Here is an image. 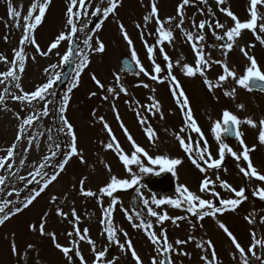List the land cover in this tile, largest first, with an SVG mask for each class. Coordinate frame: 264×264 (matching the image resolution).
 <instances>
[{"label": "rangeland", "instance_id": "1", "mask_svg": "<svg viewBox=\"0 0 264 264\" xmlns=\"http://www.w3.org/2000/svg\"><path fill=\"white\" fill-rule=\"evenodd\" d=\"M238 1L239 0H227V3L220 4L222 11L220 23L224 25V28L215 29V24L217 22L210 11L206 9V2H203V0H191L183 9L184 23L182 27L186 31H191L194 36L201 35V33L194 32L198 27L191 26L197 14V8H192V5L193 2H199L198 5L204 8V16L198 14L200 16L199 23L203 17H206L209 21H212V34L221 36L224 31L234 26V22L231 18L223 12L224 8H230L241 22L246 21L247 14L249 13V3L247 4L244 1H240L238 6H234ZM8 2L9 0H0V55L6 56L8 61L6 63L0 60V73L12 67L10 62L14 58V50L23 47L26 55V63L25 71L19 73L21 77L20 83L24 91L31 92L35 90L37 86L46 82L48 74L44 72V69L50 64L59 63L60 57L68 50L69 43L68 41H61L58 48L53 49L48 56H42L36 51L35 46L30 43L20 45L19 41L23 35V16L27 14L28 8L33 0H11L13 7L21 12L19 21H14L8 16ZM148 2L149 4L146 5L145 0H121V6L104 21L102 28L99 31L89 33L93 35V40L91 41L93 48L95 47L96 38H99L106 46L103 53H96L86 48L82 41L86 38L85 32L88 29L95 28V24H89L90 17H93L91 16V11L95 10L97 5H100L102 8L106 7L107 0H104L103 4H101V0H92L88 10V16L85 20L87 28L85 32H78L79 34H83L79 50L89 53V64L81 73L78 86L68 93L70 98L68 105L66 106L65 112L61 113V115L66 116L69 122L74 126L77 136L78 151L82 153L83 162H81L79 156H74L65 165L63 171H60L58 168L57 171L51 172L50 176L55 172H59L58 179L52 182L28 208L12 215L3 225H0V264H38V262L39 264H79V258L75 257L74 252L70 253V255L73 256V260L69 262L63 253L55 247L49 235L40 234L39 225L44 221L45 233H55L56 242L62 246L71 248V244L69 243L70 240L77 239L75 236L69 237L67 235L77 226L76 217H74V221L72 222L64 216L57 215V208H60L63 213L68 211L72 212L74 208L79 217V229L81 232H83L85 228L89 229V235L95 242L96 251L107 249L110 243L107 239V233L104 231L106 225H102L100 221L103 218V209L107 208L113 199L117 201L112 213L113 223L117 229L123 230L117 231L118 240L120 243H123L125 241L123 232H127L135 250L142 258L143 264H151L153 257H157L158 259L161 258L160 253L155 251V246L148 239L145 230L132 227L124 211L121 210L122 208L127 209L130 214L133 210L141 212L142 218L145 221L150 220L153 223L154 227L152 230L157 234H159L162 228L167 230L169 242L174 244L173 250L169 253V257L172 258L174 264H204L200 256L205 253H207L210 260L211 250L196 248V243L201 240L212 241L215 245L217 257L222 264H238V254L236 260L232 259V254L236 253L235 246L232 245L227 234L219 228L218 221L223 222L229 228L245 249L252 243L251 232L255 231L257 239H264V223L260 222L261 218H264V213L261 211L259 202L256 199L258 195H253V190L255 188L264 187V182L257 181L254 178L251 180L245 178L240 172V168H246L247 163L243 161L242 157L237 161L230 154H226L220 169H208L206 173H201L191 163L188 154L184 152L179 141L175 138L176 135H180L186 140V143L188 142L184 116L180 113V107L172 96L170 90L171 83L166 79L168 71H165V74L160 73V78L166 85L165 87H168V92L167 90L165 92L164 89L162 91L160 88H157L156 91L153 92L149 88V81L151 80L149 77L144 78L143 74L139 76L135 74H125L120 69V58L124 54H127L131 59V51L120 31V23L124 25L126 32L133 41V47L137 52L138 58L149 73L153 74L154 64L153 61L148 58L145 41L148 45L154 47L153 60L155 63L157 58L164 55V53L159 51V47L161 46L156 45L152 40L153 33L150 29L152 28L155 32L157 25L150 13L153 0H148ZM155 2L159 9V18L161 20H166L167 17H174L171 24H166V28L172 29L175 39L171 44L168 43L167 46L162 45V47L173 63L171 69L173 75H175L182 87L185 86L189 93V96L186 95L189 98L193 116L198 126L201 128L204 138L208 142L212 156L214 158H219L218 144L210 131L212 123L221 119V114L225 109L233 112L242 120L251 117L258 123L261 118H264V97L256 95L260 99H255L254 104L250 101L251 97L248 90L237 86L232 79L223 82L222 87L209 92L203 83V78L198 74L192 78L186 77L180 68L183 63L195 66L196 57L184 33L175 27L180 21V17L177 16V6L181 3V0H155ZM67 3L68 0H51L42 24L38 26L34 33L37 44L40 46L41 50L47 51L48 46L55 40L57 35L62 31L67 32L69 30L66 26L67 17L65 15ZM261 7L262 5H258V10H260ZM36 14H38V9ZM146 14L149 17L147 23L144 21ZM93 18L95 19V23H97L102 19V16ZM17 23H19V27L16 26ZM137 24L141 26L139 27L140 34L141 36L144 34V39L142 37L141 39H137L136 36L133 35V30L135 28L131 26ZM246 31L251 34L254 39L255 35L253 32L251 33L250 30ZM246 31H242L243 35L238 38L233 49L227 53L226 57L222 47H213L207 42L208 38H206V40L204 39L200 42V47L203 48L205 58L210 62L222 61L227 63L231 69L236 71L237 76H240L243 75L245 67L250 63L240 51L242 47H245L248 55L254 56L260 68L264 69V59L261 62L262 55L260 53L258 54L256 50H251L252 45L254 49L264 50V45L255 39L257 44L248 41V33ZM256 32L264 37L262 33H259V28ZM5 37H7V39H5ZM119 37H123L121 40L123 43H119V46H117L115 44V39L117 41ZM245 37L247 38L246 40L244 39ZM181 56H183L184 59L181 61V65L177 66L175 61ZM33 57H35V59H33ZM167 69L168 66L165 70ZM52 71L63 72V69L57 68L55 70H50V72ZM114 74H119L121 76V83L127 89V94L119 92ZM220 74H222V68L215 63H212L210 70L206 72L207 77L211 79L213 83L216 82V78ZM93 75L103 84V88L92 80ZM71 77L72 74L63 82L61 87L58 83L56 84V96L48 97V100L52 101L49 115L36 120L32 127H26V133L19 142L15 141V136L21 120L16 119V116L18 114L20 117H25L32 114L31 110L33 105L13 100L11 95H6L5 101L0 103V159L6 157V150L9 146L13 143L17 144L11 160H6V164L10 162L13 167L11 169L7 167L0 168V176L5 177V184L0 185V189H2L0 190V201L7 199L22 202L25 197L38 191L50 178L49 176L38 185L34 184V187L29 189L27 193H24L23 196L20 195L21 191L27 188V180L32 179L29 173L34 172L39 163L43 162L42 158L44 155L50 154L49 145L53 144V141L47 139L48 135H52L53 137L58 136L56 129L60 126L61 121L58 125L54 123L55 108L57 106L56 101L60 99L62 106L63 95L72 83ZM143 82H145L148 87H144ZM191 83L193 84L191 85ZM5 86V84H0V92H4ZM232 86L236 89L233 101L231 100L232 97L224 95L225 91L233 88ZM109 87L116 88L117 91L115 95L107 93L106 90ZM184 91L186 93V90ZM9 93L19 95L20 90L15 87H9ZM92 93H96V95L93 96ZM191 93L194 94V97H192L193 95H191ZM106 95L108 99L104 98ZM150 96H155L156 100L159 101L161 106L159 112H155V110L148 111L146 107H141L146 106L145 104H150ZM244 100L246 102H244ZM238 104H243L245 107L243 109H238ZM34 106L39 112L43 108V103L34 102ZM113 106H115L116 111H113ZM137 112L140 113L141 117L147 120L146 125H142L139 122ZM117 113L119 114L120 120L116 118ZM153 114H157L159 119L155 120V118H152ZM101 117H103V121H101ZM167 118H169V120ZM105 122L109 125L112 136L116 138V142L119 143L123 152L129 155V157L134 149L132 148L131 142L127 139L124 129L120 127L121 122L127 128L128 133L134 138L135 142L139 146H142L152 158L158 155H167L169 158H179L183 161L182 164L175 169L176 175L170 172L174 182V186L170 191L161 192L152 187L147 181L145 176H151L161 172L160 165H150L147 157L141 154H138L141 163L145 167L152 168L153 171L151 173H141L137 165L130 166L132 169L131 173L126 171L117 152L114 149L105 148V145L114 143L112 136H110L108 130L104 128ZM148 126L156 133V137L152 141H150L145 134V128ZM182 128H184L183 132H181ZM49 129H51V132H49ZM239 130L242 133L245 144L251 148H255V151H253L254 153L251 152L250 155L253 165L261 174H264V148L257 151L256 147L259 143H252L249 141L251 137L253 138L255 135H258L259 127L252 128L247 124H241ZM33 135H35L36 138L33 140V143L29 145L28 140ZM196 135L195 139L202 146L203 141L200 140V134L196 133ZM62 138L65 139V151L67 152L70 150L68 148L69 138L63 134H59L60 143ZM228 144L237 154L242 151L237 140ZM25 148L29 150L25 152ZM53 150L55 149L53 148ZM61 151L62 148L60 152ZM256 152L257 154H255ZM193 155L195 156V152H193ZM22 159L24 160V164H20ZM63 159L64 157L61 159L60 163L63 162ZM106 165L108 167H106ZM109 168L111 171L108 170ZM133 174L140 177V183L138 185L140 193L144 198L149 199L150 203L153 196L157 199L177 198L175 189L180 184L186 185L192 192L197 193L203 199L209 200L207 195H212L210 191L206 193H201L199 191L200 182L205 176L215 181L214 190L219 193L221 197H227V199L234 198V194L221 188L220 182L215 180L216 176H219L223 181H227L237 190L241 187H245L247 199L242 202L236 211H225L223 214H217L215 219L208 216L203 220H199L197 217L188 213L186 211V205L181 208H173L171 205L167 204L161 205L159 208L155 205H151L153 209L160 214L166 212L171 217H187L185 220L178 221V226L172 224L171 220L165 221L161 226L156 224L155 218L149 217L147 211L143 209L142 204L139 202L137 192L135 191L137 186L127 190L118 189L113 193L112 197L99 193V189L107 184L111 175H115L118 178L131 179ZM20 176L26 179L21 181L18 179ZM82 179L85 180L83 185L84 189L96 192L97 196L85 197L80 195L79 181ZM14 189L19 191V196L13 191ZM9 192L13 194L9 196ZM53 197H56L55 201H53ZM98 199L100 201L99 203ZM15 206H20V204L17 203ZM9 208H13V205H9ZM45 214L47 215L45 216ZM249 215L253 216L255 220L254 224H249L244 219L245 216ZM133 222L138 223L139 221L134 219ZM32 226H35V230H33ZM189 237H193L194 239L189 240ZM177 239L188 242L183 245H175L174 242ZM12 243H15L18 249L16 254H13L11 251ZM115 244V248L106 255L105 260L115 259L116 264H135L131 252H122L117 243ZM29 245L33 247L29 248ZM259 248L260 247L257 246V254ZM79 249L87 261V264H92L94 254L91 250V245L81 241L79 243ZM179 252H187L190 255L183 256L180 255ZM252 264H259V262L253 260Z\"/></svg>", "mask_w": 264, "mask_h": 264}, {"label": "snow or ice", "instance_id": "2", "mask_svg": "<svg viewBox=\"0 0 264 264\" xmlns=\"http://www.w3.org/2000/svg\"><path fill=\"white\" fill-rule=\"evenodd\" d=\"M191 0H181V3L177 6V16L180 17L179 23L175 25L176 28L180 29L188 43L191 45L192 51L195 53V66L189 65L188 63H183L180 70L182 73L189 78L195 77L197 74L203 78V83L208 89L209 92H212L216 88L222 87L223 82L227 81L228 79H232L237 86L240 88L246 89L248 91H253L254 89H259L260 91H264V70H261L256 58L254 56L248 55L245 47H242L240 51L245 55L247 60L250 62L244 69L243 75L237 76V73L234 69H231L227 63L222 61H209L205 58L203 48L200 47V42H202L205 37L204 35L194 36L191 31H186L183 29V9L186 5H188ZM206 2V0H203ZM51 3V0H33L30 7L28 8L27 14L23 16V35L19 41L20 45H25L30 43L31 45L35 46L36 51L39 52L42 56H48L49 53L52 52L53 49H57L60 45L61 41H68L69 48L65 53L60 57L58 64H50L48 67L44 69V72L48 74V78L45 83L37 86L35 90L31 92H26L23 90L21 83H20V75L19 73H23L25 71V63H26V55L25 50L23 47L14 50V58L10 62L12 67H9L6 71L0 73V84H5L4 92H0V103L5 101L6 95H11L13 100L20 101L22 103H26L28 105H33L32 107V114L27 115L25 117H20L18 114L16 119L21 120L19 124L17 134L15 136V141H20L25 133L26 127L30 128L33 126L34 122L41 117H47L49 115L50 107L52 105V101L48 100L49 96L55 97L56 91L55 86L60 81L61 76L64 74L62 71H52L57 68H62L65 65H74L72 68V83L71 86L68 87L67 91L63 95L62 106L60 107V112L64 113L66 110V106L69 102V95L73 88L78 86L79 78L81 73L89 64V53L78 50L76 51V60H73V49L71 48L72 38L78 32H85L87 28V23L85 21V17L88 16V10L91 5V0H68L67 8H66V26L68 27V31H62L59 35L55 37V40L50 43L47 48V51H43L40 49V46L37 44L35 39V30L40 26L43 22V19L46 15V11ZM104 3V0H101V4ZM218 4H225L227 0H217ZM258 5H264V0H249V16L250 19L247 21L241 22L239 18L231 11L230 8H224L223 12L231 18L234 22V26L228 28L223 36H216L217 40L227 39L228 43L223 44L222 48L224 49V55L227 56V53L231 51L241 36L243 30H250L255 35V38L264 45V37L257 34L256 30L259 28V33H264V9L258 10ZM121 6V0H107V6L101 7L97 5L95 10L91 11V16L93 17H101L97 23H95L94 29H88L85 32L86 38L83 39V45L88 48L90 51H94L96 53H103L105 51V44L99 40V38L95 39V47L93 48L91 41L93 40V35L89 34L95 31H99L102 28L104 21L113 13H115L116 9ZM38 9V14H36ZM151 16L154 18L155 23L157 25L155 33L157 35V39L155 41L156 45H159V51L164 53V60L168 62V72L166 79L171 81L170 90L172 92V96L174 97L176 103L179 105L181 112L184 116V124L187 129H190L193 132L200 134V140L203 141V145L199 142L193 141L191 138H188V142L182 138L180 135H176V139L179 141L181 148L184 150L186 154H188V158L191 163L201 172L206 173L208 169H220L222 166V161L225 159L226 154H230L234 157L237 161H239L242 157L243 161L247 163V167H241L240 172L243 176L249 180L255 179L257 181L264 182V174H261L258 169L253 165L250 152L255 151V148H250L248 145L245 144V141L242 138V133L239 130L241 124H247L252 128L259 127L258 132V142L260 145H264V118H261L258 123L251 117L240 119L236 114L233 112L225 109L221 114V119H218L212 123L210 128L211 134L213 135L215 141L218 144V154L219 158H214L209 150V145L207 140L204 138L203 132L201 128L198 126L197 121L193 116V111L190 107V101L187 97L185 91L183 90L182 85L179 83L175 75H173L171 69L173 67V63L170 61V58L165 53L164 48L162 45L167 42L171 44L175 37L174 33L171 28H166V24H171L174 20V17H167L166 20H161L159 18V9L156 5L155 0L151 4L150 9ZM8 16L13 19L14 21H19L21 17V12L16 10L11 0L8 2ZM149 17L145 16L144 21L147 23ZM78 23L81 25L78 27ZM19 27V23L16 25ZM137 28L141 27L139 24L136 25ZM193 27H198L200 30H205L206 27H210L207 24V21H201L198 25L193 22ZM224 28V25L220 22L215 24V29ZM120 31L123 34L124 40L127 42L129 49L131 51V61L134 62L135 68L138 69L135 72V75L143 74L146 77H149L153 81L163 82L160 78L161 73V66L156 64L153 60V53L154 47L147 44L145 41V47L147 50L149 60L153 61V73H149L143 64L141 63L140 59L138 58L137 52L133 47V41L129 37L128 33L125 30V27L122 23H120ZM143 38V37H142ZM7 39V37H5ZM35 59V57H33ZM184 57L181 56L175 64L177 66L181 65V61H183ZM0 60L4 62L7 61V57L0 55ZM215 63L220 65L222 68V74H220L216 78V82L213 83L211 79H209L206 75V72L210 70L211 64ZM131 65L125 62L124 66L122 67V72H127L130 70ZM115 82L118 86V90L120 93L127 94V89L121 83V76L119 74H114ZM92 80L96 82V84L100 87H104L103 84L97 79L95 75L92 76ZM144 87H148L147 84L143 85ZM9 87H15L16 89L20 90L19 95L10 94ZM107 93L109 94H116V88L109 87L107 88ZM155 89H153V92ZM236 89L232 88L228 91L224 92L225 96L228 97H235ZM92 95H96V93H92ZM108 99L106 95L104 97ZM149 100L151 101L150 104L146 106L148 111L159 112L161 110V106L159 101L156 100L155 96H150ZM34 102L36 103H43V108L39 112L36 110L34 106ZM238 109H243V104L237 105ZM113 111H116L115 106H113ZM117 120H120L119 114L117 113L116 116ZM137 118L142 125L147 124V120L140 116V113L137 112ZM103 121V117L100 118ZM61 124L56 129L58 133L57 137H53L52 135H48L47 139L49 141H53V144L49 145V155H44L42 158L41 163L35 168L34 172H30L29 176L32 179L27 180V184H32L35 182L36 177L40 176H48V173L44 171L46 167H48L49 163L52 160L60 155V150L62 145L59 141V134H63L64 136L69 138L68 148L69 151L63 153L64 159L63 162L59 163L60 171H63L65 165L69 162V160L74 156H79L81 158V162H83L82 153L78 151L77 146V136L74 130V126L69 122L66 116L61 115L60 117ZM120 127L124 129L125 135L127 139L131 142L132 148L134 151L131 153V156L125 154L119 145L116 142V138L112 136L111 129L109 125L105 122L104 128L108 130L109 135L112 136V140L114 143H109L105 145L106 149H114L122 164L124 165L126 171L129 173L132 172L131 165L139 166L141 173H151L153 171L150 167H145L141 160L138 158V154L147 157L148 162L150 165H160V171H167L171 172L173 175H176L175 169L182 164V160L179 158H169L167 155H158L155 158H152L147 151L142 147L139 146L134 138L128 133L127 128L121 122ZM184 131V128L181 129V132ZM51 132V129H49ZM145 134L150 141L154 140L156 137L155 131L150 127L145 128ZM233 137L237 140L242 148V151L237 154L233 149L229 146L228 143L225 142V138ZM35 135H33L29 140L28 143L31 145L33 140L35 139ZM17 144L13 143L9 146L6 150L7 155L5 158L0 159V168L7 167L11 169L13 167L12 163H7L6 160L10 161L14 155V150L16 149ZM53 148L55 150H53ZM29 149L25 148L24 151L27 152ZM195 152V156L193 155ZM20 164H24V160L20 161ZM106 167H108L106 165ZM111 171V169H108ZM59 172H55L50 176L46 183L43 184L42 187L39 188L38 191L31 193L25 199L21 201H11V200H3L0 201V225H3L12 215L21 212L23 209L28 208L34 200L40 196L42 192L54 181L58 179ZM21 181H24L26 178L23 176L18 177ZM86 179V178H85ZM216 181L220 182V187L233 193L234 198L223 199L220 197L219 193L214 190L215 181L205 176V178L200 182L199 191L201 193L211 192L212 196L216 197L219 201V206L214 204L212 200L203 199L197 193L192 192L186 185L180 184L176 187L175 191L177 193V198H161L157 199L155 196L151 198V203L149 199L144 198V196L140 193V188L138 187L140 183V177L133 174L131 179L126 178H118L115 175H111L107 184L99 189V193L101 195H107L108 197H112L113 193L116 192L118 189H131L134 186L135 191L139 197V202L142 204L143 209L147 211V215L149 217H154L155 222L158 225H163L165 221L171 220L172 224L178 226V221L185 220L187 217L180 216V217H171L168 213L160 214L156 210L153 209L151 205H155L157 208L161 205H171L173 208H181L182 206L186 205V211L190 213L192 216L197 217L199 220H203L205 217H212L213 219L216 218L217 214H223L225 211H236L237 208L247 199L246 195V188L241 187L239 190L232 187L227 181H223L220 179L219 176L215 177ZM85 180L82 179L79 181L80 184V195L85 197H95L97 196L96 192L91 190H85L83 185ZM5 184V177L0 176V185ZM27 186V185H26ZM2 190V189H0ZM15 191L16 195L19 196V191ZM13 193L9 192L8 195L11 196ZM253 195H258L259 199L264 200V187L255 188L253 190ZM55 201L56 197L52 198ZM98 199V203H99ZM135 202V201H134ZM17 203L20 206H15ZM117 204V201L113 199L110 205L107 208L103 209V218L101 219L100 223L102 225H106L104 231L107 233V239L109 243H117L118 247L121 249L122 252L130 251L132 259L135 261V264H143L142 258L139 256L137 251L134 248V245L131 239L128 237L127 232H123L125 236V241L120 243L117 237V231H123L122 229H117L113 223L112 213L114 211V206ZM9 205H13V208H9ZM124 211L126 218L132 224L133 228L145 230L148 239L151 243L155 246V251L160 253L161 258L153 257L151 260V264H174V261L171 257H166V253H170L173 248L174 244L169 242V238L167 235V230L163 229L157 234L153 231V223L149 221H145L142 218L141 212H133L130 214L127 209H121ZM47 214H45L46 216ZM57 215L64 216L66 215L60 208H57ZM72 216L76 217L77 226L74 227L72 232H69L67 235L69 237L75 236L77 239L70 240L71 248L67 246H62L58 242H56V235L55 233H45V222L42 221L39 225V230L41 235H49L57 249L63 253L66 259L71 262L73 260V256L70 253L74 252L75 257L79 258V264H87L84 256L82 255L81 250L79 249V243L81 241L87 242L91 245V250L94 254V260L92 264H116L115 259H107L106 257V250L96 251L95 242L90 238L89 229L85 228L83 232L78 227L79 217L75 212V209H72ZM134 219L139 221L138 223L133 222ZM244 219L249 224H254L255 220L252 215L245 216ZM261 223H264V218H261ZM218 226L222 229L229 239L231 240L232 245L235 246L236 253L232 254V259H237L238 254V264H252L253 260L259 262V264H264V255L257 254V246L261 249H264V239H257L255 231L251 232L250 235L252 236V243L245 249L237 240V238L233 235V233L229 230V228L223 223L218 221ZM33 230H35V226H32ZM194 239L193 237H189V240ZM188 241L177 239L175 240V245H183ZM32 248V245L28 246ZM197 249H208L211 250V259L207 253L200 256V259L204 262V264H222V262L218 259L215 245L212 243L211 240H201L200 242L196 243ZM11 251L13 254H16L18 249L15 243L11 244ZM180 255L189 256L190 254L187 252H179ZM118 259V258H117ZM39 264V262H38Z\"/></svg>", "mask_w": 264, "mask_h": 264}, {"label": "water", "instance_id": "3", "mask_svg": "<svg viewBox=\"0 0 264 264\" xmlns=\"http://www.w3.org/2000/svg\"><path fill=\"white\" fill-rule=\"evenodd\" d=\"M54 166V164L52 165V167ZM47 173V171H46ZM45 176H40L34 183H37L38 181L42 180ZM164 177V179H152V181L159 185L161 182H168V178L166 177V175L162 176ZM162 188H165V186H163Z\"/></svg>", "mask_w": 264, "mask_h": 264}, {"label": "flooded vegetation", "instance_id": "4", "mask_svg": "<svg viewBox=\"0 0 264 264\" xmlns=\"http://www.w3.org/2000/svg\"><path fill=\"white\" fill-rule=\"evenodd\" d=\"M241 152V151H240ZM253 152V151H252ZM254 153V152H253ZM255 154H257V152L255 153ZM250 155H251V152H250Z\"/></svg>", "mask_w": 264, "mask_h": 264}]
</instances>
